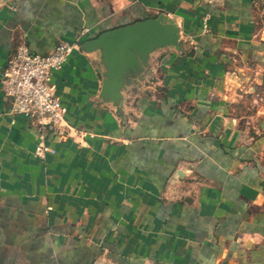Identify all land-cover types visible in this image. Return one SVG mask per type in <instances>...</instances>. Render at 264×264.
<instances>
[{"label":"crops","instance_id":"0c3cea01","mask_svg":"<svg viewBox=\"0 0 264 264\" xmlns=\"http://www.w3.org/2000/svg\"><path fill=\"white\" fill-rule=\"evenodd\" d=\"M160 14L183 51L153 56L122 115L98 53L51 76L76 140L48 134L38 155L1 91L17 49ZM262 59L264 0H0V264H264Z\"/></svg>","mask_w":264,"mask_h":264},{"label":"built area","instance_id":"2783aa9c","mask_svg":"<svg viewBox=\"0 0 264 264\" xmlns=\"http://www.w3.org/2000/svg\"><path fill=\"white\" fill-rule=\"evenodd\" d=\"M89 32L84 29L74 41L63 40L43 55L20 46L3 71L1 91L11 101L10 113L30 120L36 127L39 137L36 152L40 156L52 151L47 143L48 134L63 142L76 140L75 131L66 119V109L51 84V76L63 70Z\"/></svg>","mask_w":264,"mask_h":264},{"label":"water","instance_id":"95a60500","mask_svg":"<svg viewBox=\"0 0 264 264\" xmlns=\"http://www.w3.org/2000/svg\"><path fill=\"white\" fill-rule=\"evenodd\" d=\"M99 56L103 82L100 100L123 114L126 91L144 78L153 56L161 51H183L180 28L165 14L103 32L81 46ZM101 264V263H97Z\"/></svg>","mask_w":264,"mask_h":264},{"label":"rangeland","instance_id":"374dc122","mask_svg":"<svg viewBox=\"0 0 264 264\" xmlns=\"http://www.w3.org/2000/svg\"><path fill=\"white\" fill-rule=\"evenodd\" d=\"M262 60H263L262 62L264 64V59H262ZM258 88L259 89H256V91L253 93L256 107L257 106H260V104H262V101L264 100V74L262 76V79L260 81V84H258ZM261 116H264V113ZM262 124L264 126V122ZM261 135L264 136V132Z\"/></svg>","mask_w":264,"mask_h":264}]
</instances>
